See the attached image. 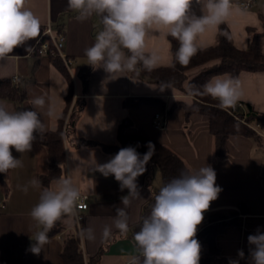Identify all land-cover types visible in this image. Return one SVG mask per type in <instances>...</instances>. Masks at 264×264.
<instances>
[{"label":"crops","instance_id":"1","mask_svg":"<svg viewBox=\"0 0 264 264\" xmlns=\"http://www.w3.org/2000/svg\"><path fill=\"white\" fill-rule=\"evenodd\" d=\"M237 2L232 0L235 10L224 23L235 45L246 50L252 31L264 34V0H253L248 10L242 9ZM27 6L41 21L40 36L24 47L16 48L9 57L0 59V81L9 80L18 89L25 90L26 99L20 105L12 99H0V103L5 104L10 111H20L30 109L33 96L43 95L52 114L49 116L44 113L41 116L47 132L42 139L37 135L31 151L21 154L12 149L13 156L22 160L23 167L4 174L6 183L0 177V264H65L61 256L63 241L65 234L73 229L68 227L63 233L49 239L38 255L33 254L31 247L35 243L36 228L30 211L38 203L40 191L44 187L41 185L36 189L29 186L27 194L18 188V185L24 186L34 177L40 180L47 173L46 134L57 128L67 105V79L51 58L40 56L34 51L49 23L55 29L64 30L66 52L76 60L69 69L74 81L75 98L85 100V109L77 125L78 135L103 144H116L119 123L121 119L129 117L134 123L131 132L172 148L185 160L190 170L211 166L216 172V184L222 191L204 213L197 236L204 229L209 216L237 215V223L227 226L216 237V243L225 257L232 261L238 260L239 264H250L248 236L255 234L257 229L264 232V124L257 140L244 136L231 137L225 157L218 160L215 156V140L205 117L194 115L191 121L186 122L182 108H176L168 115L175 101L190 99L186 92L176 89L172 84L150 83L127 71L119 73L117 78H110L103 68H93L88 87H84L79 71L83 65H88L85 49L95 42L96 35L103 28L98 16L78 20V13L68 8V0H28ZM192 11L200 15V5L193 3ZM219 26L208 29L199 37L202 49L216 44ZM146 46L148 52L155 51L159 56L155 68L172 65L170 36L150 32ZM25 47L33 50L26 53ZM218 62L213 61L207 66ZM201 70L202 67L190 70L189 80ZM227 75L239 81L242 95L237 102L251 105L256 111L264 113V72L244 71L238 75ZM187 87L188 81L185 83ZM136 97H154L161 102L140 107L125 106L126 99ZM157 113L163 115V129L154 127ZM66 151L67 163L62 178L71 179L80 196L87 197L88 208L75 211V215L78 213L83 217L81 223L75 220L87 264H130L132 257L140 256L133 239L134 233L140 229L137 227L142 221L146 205L163 185L160 171L152 168L148 162L144 174L137 178L141 198L132 200L126 208L129 231L120 233L112 227L111 238L102 241L104 226L113 225L116 209L124 207L121 197L127 195V189L121 191L114 176L105 177L95 168L108 162L114 155L106 153L100 145L75 147L67 143ZM55 181L50 187L55 186ZM89 227L95 230V241H89L82 235ZM200 244L201 255H204L208 252V246ZM239 250H243V258L238 256Z\"/></svg>","mask_w":264,"mask_h":264},{"label":"clouds","instance_id":"2","mask_svg":"<svg viewBox=\"0 0 264 264\" xmlns=\"http://www.w3.org/2000/svg\"><path fill=\"white\" fill-rule=\"evenodd\" d=\"M193 3L200 5V15L192 11ZM27 4L28 0H0V59L9 57L16 48L24 47L41 34V21ZM68 8L77 12V19L81 21L93 15L102 18L103 28L84 54L89 65L94 69L103 68L110 78H117L125 71L138 75L141 67L151 71L158 66V54L147 51L150 32L178 41L174 60L187 65L202 49L199 37L226 21L235 10L232 0H68ZM32 50L25 47L26 53ZM194 95L210 96L226 109L235 106L242 93L239 81L225 74L196 88ZM30 105V109L10 111L0 103V173L23 167L12 149L21 154L29 152L37 135L42 139L47 132L41 116L44 113L50 116L52 110L46 98L35 95ZM146 147L148 150L143 155L136 147L121 148L108 162L95 166L105 177L114 176L121 191L127 189V195L121 197L124 207L116 209L112 226H104L102 241L111 238L112 227L120 233L129 231L126 208L132 200L141 198L137 178L144 174L155 152L151 142ZM54 183V187L40 191L38 203L30 211L36 228L33 254L38 255L49 242L48 232L57 221L75 215L80 200V192L71 179L60 178ZM29 186L39 189L41 181L34 177L18 188L27 194ZM221 191L216 184V172L208 165L181 172L161 187L150 215L134 233L140 256L132 257L130 264H199L198 226ZM82 235L89 241L96 240L91 227ZM248 243L250 264H264V232L257 229L248 236ZM238 256L243 258V250L238 251ZM230 264H239V261H230Z\"/></svg>","mask_w":264,"mask_h":264},{"label":"trees","instance_id":"3","mask_svg":"<svg viewBox=\"0 0 264 264\" xmlns=\"http://www.w3.org/2000/svg\"><path fill=\"white\" fill-rule=\"evenodd\" d=\"M101 24L102 18L98 16ZM103 25V24H102ZM171 51L175 66L154 68L151 71L141 67L139 74L132 76L140 77L150 83L172 84L176 89L186 92L190 99L175 101L168 115H171L176 108H182L185 113L186 122L191 121L194 115L203 116L208 120L209 131L215 140V156L221 160L226 155V147L229 139L233 136H244L249 139H259L260 135L251 126L257 123L264 124V113H260L251 105L236 102L230 108H221L217 100L207 95H194L196 88L205 82L221 74L238 75L241 72H264V34L252 31L249 48L239 49L231 35L228 26L223 22L219 26L216 44L204 48L190 60L187 65H180L174 60V53L179 47V42L170 37ZM55 66L65 76L69 83V93L66 97L67 105L59 118L58 126L46 134V146L48 152V171L40 178L44 188H50L53 181L63 177L67 163L66 144L70 143L75 147H86L100 145L108 154L115 155L121 148L136 147L138 153L143 155L147 152L146 144L151 142L155 146V152L150 159L151 167L160 171L163 185L178 177L181 172L191 171L185 160L172 148L158 141L131 132L134 126L133 120L129 117L121 119L117 131L116 144H103L98 141L84 139L77 133V125L85 109V100L81 97L75 98L73 77L60 58L52 59ZM213 61L218 63L207 66ZM202 67L199 74L189 80L188 72L192 69ZM93 67L83 65L79 71L85 88L88 87ZM188 81V87L185 83ZM192 86H195L192 87ZM0 99H12L21 104L26 99V92L18 89L9 80L0 81ZM154 97H136L126 99L125 106L140 107L145 104L159 103ZM137 145H139L137 147ZM1 180L6 183L4 173H0ZM160 190V189H159ZM146 205L142 221L151 213L155 202V196ZM237 215H213L209 216L204 229L196 239L208 246V252L201 255L199 264H230V258L222 255L216 243V237L229 225L237 223ZM138 225V229L142 225ZM68 227H72L64 237L61 256L65 264H87L82 249L81 238L78 234L75 216H64L57 221L54 227L48 232L49 239L63 233Z\"/></svg>","mask_w":264,"mask_h":264},{"label":"built area","instance_id":"4","mask_svg":"<svg viewBox=\"0 0 264 264\" xmlns=\"http://www.w3.org/2000/svg\"><path fill=\"white\" fill-rule=\"evenodd\" d=\"M253 0H238L237 4L244 10H248L252 7ZM66 35L63 29H55L54 26L49 23L45 28L42 37L37 41L34 51L40 56H46L51 59L60 58L68 69H71L76 60L70 57L66 52ZM154 127L156 129H163L164 121L163 115L157 113L154 119ZM257 133L262 127L261 123H257L251 126ZM260 134V133H259ZM88 208L87 197L80 196V200L77 203L76 211H83ZM75 218L78 223H81L83 217L81 214H76Z\"/></svg>","mask_w":264,"mask_h":264},{"label":"rangeland","instance_id":"5","mask_svg":"<svg viewBox=\"0 0 264 264\" xmlns=\"http://www.w3.org/2000/svg\"><path fill=\"white\" fill-rule=\"evenodd\" d=\"M157 171H159V170H157Z\"/></svg>","mask_w":264,"mask_h":264}]
</instances>
